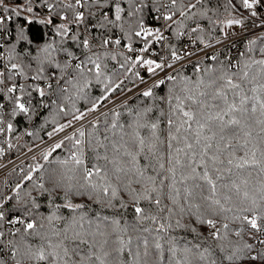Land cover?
<instances>
[{
    "label": "snow or ice",
    "instance_id": "snow-or-ice-1",
    "mask_svg": "<svg viewBox=\"0 0 264 264\" xmlns=\"http://www.w3.org/2000/svg\"><path fill=\"white\" fill-rule=\"evenodd\" d=\"M21 116L67 156L0 190V264H264V0H0Z\"/></svg>",
    "mask_w": 264,
    "mask_h": 264
},
{
    "label": "trees",
    "instance_id": "trees-1",
    "mask_svg": "<svg viewBox=\"0 0 264 264\" xmlns=\"http://www.w3.org/2000/svg\"><path fill=\"white\" fill-rule=\"evenodd\" d=\"M20 23H24L23 20L19 21ZM38 29H39V25H34L32 26V31L34 33L38 34ZM21 46L18 45V50L20 49ZM33 47H35V45H33ZM115 66V62H113V65ZM21 83H23V81H20ZM126 84L128 87H132L131 83H129L128 81H126ZM93 95H99V90L98 89H93L92 92ZM124 95V93L121 92H117L115 94H113V96L111 97L112 100H115L117 98H119L120 96ZM132 99H128L129 104H131L132 106H135L137 103H139V99L135 98L134 96H132ZM105 104H110L107 101L104 102ZM80 107H84L83 104L79 105ZM121 112H125V110L123 108L119 109ZM124 119L127 118L126 114L123 117ZM18 123H16V129L17 131L13 134V136H19L20 139L19 141H17L16 139H13V144L14 147L11 149H7V146L4 145L2 143L3 138L0 137V146H3L6 148V151L4 153L3 156H0V166L1 163L5 160H8V162H12L14 160L19 159L20 157L26 155L29 151V148H31L32 150L37 148L38 146L42 145L43 143H45L46 141H48V137L46 135V133L48 131L52 130V125L49 124L46 127H41L43 121L40 118L35 119L31 124H29L27 121H25L23 119V117H18ZM26 130L27 131H32L34 133L33 136H28L26 134ZM34 156L37 157V161L41 164L44 165V169H42L41 171H45L47 169H54V168H58L59 165L57 163L58 159H63L67 156V152L64 148L58 149L56 152H54L52 154V156L49 157L48 161H44L42 158H40V152H38L37 154H35ZM37 161H33L32 158H30L29 160H27L26 162L20 164L17 167L12 168L11 170H9L5 176L0 177V190H4V191H10L12 187L15 186L16 183L20 182L23 175L29 170V166L30 165H34ZM21 169H23V172L21 171ZM40 173H33V179H36L37 176H39ZM25 187L26 188H30L31 185V181H25ZM46 186H50L47 185ZM34 195H36V193H33ZM39 202L41 203V208L38 210V214L39 213H43L45 215L48 214L49 212V208L47 206V197H38ZM58 203H63V201L57 199ZM74 202H79L74 201ZM94 210H95V206H94ZM63 212L64 215H68V210L66 209H62L61 210ZM128 217L131 218V212L129 210L128 213Z\"/></svg>",
    "mask_w": 264,
    "mask_h": 264
},
{
    "label": "built area",
    "instance_id": "built-area-1",
    "mask_svg": "<svg viewBox=\"0 0 264 264\" xmlns=\"http://www.w3.org/2000/svg\"><path fill=\"white\" fill-rule=\"evenodd\" d=\"M241 47H242V43L238 42V43H237V48L232 49L233 53H235L236 50H237L238 48H241ZM142 87H143V86H142ZM137 91H139V90H137ZM132 96H134V94L129 93L127 96L122 95L121 97L117 98V99L114 100V101H116L117 104H119V103L123 102L125 99H129V97H132ZM107 107H108V108H111V107H113V105H112V104H109V105H107ZM104 110H105V109H104ZM90 118H91V117H89V119H90ZM68 131H71V130L69 129ZM63 135H64L63 133L59 134V136L55 137L54 140H55V139H59V138L62 137ZM53 142H54V141L48 140V141H46L45 143H43L42 145H40V146H38L37 148L33 149L32 151L28 152L26 155L20 157V158L17 159V160L12 161V162H14V164H13L14 166H13V165H12L11 167L8 166V167H10V168H9L8 170H5L4 173H2V174L0 175V177L5 176L6 173H7L9 170H11L12 168L17 167V166H19L20 164L26 162L27 160H29L30 158H32L35 154H37L38 152H40L42 149L46 148L48 145L52 144ZM12 162H8V160L3 161V162L1 163L0 169H1V168H4L5 166H7L9 163H12Z\"/></svg>",
    "mask_w": 264,
    "mask_h": 264
},
{
    "label": "rangeland",
    "instance_id": "rangeland-1",
    "mask_svg": "<svg viewBox=\"0 0 264 264\" xmlns=\"http://www.w3.org/2000/svg\"><path fill=\"white\" fill-rule=\"evenodd\" d=\"M121 97V96H120ZM116 100V99H115ZM109 105V104H108ZM102 110H104V109H102ZM106 110V109H105ZM14 164V162H12V163H9L7 166H5L4 168H1L0 169V175L2 174V173H4V171L5 170H8L12 165ZM8 166H10V167H8ZM14 166V165H13Z\"/></svg>",
    "mask_w": 264,
    "mask_h": 264
}]
</instances>
